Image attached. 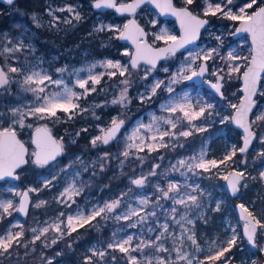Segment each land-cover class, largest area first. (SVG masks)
Listing matches in <instances>:
<instances>
[{
	"label": "snow or ice",
	"instance_id": "obj_1",
	"mask_svg": "<svg viewBox=\"0 0 264 264\" xmlns=\"http://www.w3.org/2000/svg\"><path fill=\"white\" fill-rule=\"evenodd\" d=\"M194 0H185V5L193 4ZM7 3L12 4L13 0H7ZM145 3L154 4L161 14H171L180 22L181 34L179 37L172 35L167 29H161L160 34L155 36L156 40H163L167 47L153 48L148 44L145 37L148 33L145 32L135 19L129 20L123 25V29L113 28L112 26L101 25L96 31H104L107 27L108 31H115L118 33L117 38L121 40H130L135 46V54L127 51L123 53L125 56H130L129 64H122L120 61L105 60L99 62V66L106 69L105 72L96 73L94 69L97 64L93 63L86 69L87 76L81 77L80 73L85 69H73L69 72L67 66L56 68L55 72L58 77L53 79L47 70L39 67L37 64L25 63L23 68L11 65L0 67V89L7 91L14 82L11 74H22V80L19 81L22 91L31 93L33 99L30 103L25 105H18L9 108L11 125L0 129V180L5 178L19 179L16 172L22 165L27 164L28 160L25 158L28 155V149L24 143L17 138L15 125L20 128L25 126L31 127V124L26 125L25 121L31 117L37 120H60L58 113L67 115V119H72L78 112L88 111L82 108L80 101L86 99L88 95L97 91V86L101 84L103 77L106 75L110 79L120 76L125 77L126 74L131 75V69H139L141 62L148 67L144 68V76L141 78L147 80L149 75L156 70L157 62L161 59H169L176 56L180 49L185 48L189 44H194L200 36L201 28L208 23L206 19H201L194 15L188 7L177 8L173 5L172 0H132L131 3H117V0H93V6L96 9L109 8L115 9L119 13H129L135 16L136 10ZM234 0H224L222 3H211L206 0V7L204 15L216 16L221 15L231 21H238L239 27L232 33L233 35L247 33L251 39V46L249 56L244 57L235 50L228 51L227 55H221L219 48H211L209 50H199L196 52H188L183 63H181L178 70L171 74L167 82L163 79H156L151 85L145 86V91L139 93L138 99L141 104L151 103L153 98L157 97L160 91H165L168 96L160 103L159 111L161 115L156 112L149 113L148 122L142 120L137 122L130 131L124 132V148L120 155L124 158L120 161L123 167L129 157L136 155V159L144 163L146 157L139 156L138 153L147 150L148 154L159 152L160 149L175 150L176 147H184L180 143V138L185 140L195 133H202L207 131V128L198 121H206L212 116V109L214 105L199 98H194L188 91L178 93L174 85L181 84L185 81H193L194 79H201L202 83L207 84L211 89H214L217 94L223 97L221 91L225 77L231 79L233 74L241 73V65L236 61H244V70L242 75L237 78L243 80L244 96L238 105L231 104L230 107L235 110V114L230 117H223L221 123L231 120L239 128L243 129V146L237 148L233 146L230 153H227L223 159H206L207 153L201 149L199 154H193L188 157L179 158L174 164L165 169L162 173H158L157 169L161 167L160 164H153L147 174H141L136 177H130V184L137 188H143L149 183L150 177L158 175L166 178L170 173H178L183 178V183L180 181L168 180L166 187L160 184L155 185V192L157 198L154 205L148 197H140L136 200L138 206H133L132 203L125 201L128 192H122L117 198L103 202L102 205H93L91 209L85 211L79 207L74 214L66 215L60 212L55 221L47 224L45 227L39 229L32 228L30 231L34 234L30 243L35 244L41 240V237H47V234L52 231L57 235L52 237L50 243L55 245L59 239L65 235L71 236L77 232L79 228L89 226L92 228L98 227L97 218L102 220L114 219L116 222H127L128 228H137L138 226L146 225L150 218L157 216L156 208H161V200L171 201L172 207L167 211L166 216H170L174 224L180 226V233L176 235L170 231L169 223L166 221L160 224L158 221V234L155 239L139 238L133 235H127L123 238H116L117 233H113V239L107 243L104 250L90 249L91 256L85 257V264H94L93 257H98L102 264H106L105 257L109 254L108 249L118 251L124 254V259L127 264H193L194 257L191 253L185 251L186 242H190L194 246L195 251L199 252V243L195 232V219L191 214L197 209H202L203 205L200 197L204 195V191L200 188L198 183H188L191 176H198L202 172H210L213 168H219L221 165L228 167V161H231L234 156L239 153H245L256 134L253 131V125L257 122H264V113L257 115L255 120H249V113L252 111L255 101L253 97L257 94V85L262 76H264V6H257L255 10L254 5H257V0H248L242 6H238V11H233L232 7ZM65 11V9H60ZM68 12L74 13V19L79 21L81 19L80 13L76 12L71 6L66 9ZM51 14V13H50ZM54 19H56L54 17ZM36 20V17H33ZM65 23L71 24V20H65ZM152 21V24H155ZM37 26L39 23L37 22ZM220 45H223V40L220 36L216 37ZM8 43H12L10 40ZM25 47L34 51L33 46L29 43L24 44L23 40L14 44L12 47H5L3 53L13 54L22 51ZM219 58L224 61L225 68H214L209 71L207 62ZM200 61V63H197ZM39 67V70L37 68ZM168 72L169 69L164 67L161 69ZM68 72L69 75L75 76V87L82 91H76L65 82L63 76ZM207 75L215 77V82L209 79H203ZM120 83L123 85L118 96L111 100L113 105H119L122 108H127L132 99L128 95L130 80L125 78ZM51 86H55L51 88ZM51 89V90H50ZM101 91L104 89L101 88ZM4 113H0V119L4 117ZM99 117H97L98 119ZM125 119L120 116L113 117L110 124L106 128L101 129V135L92 138V147L99 145H109L113 141H117L124 129ZM84 131H87L86 129ZM76 135H79L77 133ZM167 138V139H166ZM33 144L36 150L31 153L34 164L40 167L48 165L55 161L56 158L64 151L63 139H57L52 134L47 125L37 127L33 137ZM75 141H73L74 143ZM264 143V137L261 138ZM135 149V153H133ZM109 153L105 152L100 158L99 166L101 171L104 170L105 164L103 161L109 158ZM264 157V152L259 153ZM160 160L164 157L160 156ZM97 163V162H94ZM87 170V168H85ZM246 173L244 171H229L222 176V179L227 181L228 187L231 189L233 195L240 191L241 181L245 179ZM261 179H264V171L260 173ZM55 179V176H53ZM52 181L46 180L44 187L51 186ZM14 191L13 189H8ZM40 189L30 188L28 191L20 193L15 192V195L20 196V200L14 203L13 200H0V220L6 216H11L13 212L27 215L29 207V192H39ZM83 191V185L76 186L75 181L69 184L60 196L57 202L71 208L76 201L74 197L79 196ZM46 204V201H38L33 206L40 208ZM152 205V210L149 211V206ZM179 206V207H178ZM180 208L184 211L181 213ZM241 219L244 221L243 232L247 238L248 243L253 247H257L258 232L264 234V221L258 219L252 211H250L244 204H240ZM122 209V210H121ZM220 210L219 204L216 211ZM179 215V219H177ZM135 218V219H134ZM196 218H203L196 213ZM191 227H188V226ZM13 228L20 229L13 231ZM118 232L123 229H118ZM156 228L147 227V232L152 233ZM25 232L23 224L16 223L9 227L3 235H0V257H10L12 250L17 246L28 247L23 243ZM168 240L172 241V247H166ZM238 235L236 230L232 229V235L222 244L217 246L216 242H212V246L208 249L209 254L205 256L204 260H198L197 264H216V262L223 261V264H230V260L226 259V254L229 253L234 246L237 245ZM45 247L49 244L45 243ZM71 245H69L70 247ZM215 249V251H213ZM264 252V247L259 249ZM138 253L139 255H134ZM175 253V258L172 254ZM166 254V255H161ZM59 255V253H57ZM115 261L116 257L113 256ZM47 264H52V260H48ZM252 264H256L252 261Z\"/></svg>",
	"mask_w": 264,
	"mask_h": 264
},
{
	"label": "rangeland",
	"instance_id": "obj_2",
	"mask_svg": "<svg viewBox=\"0 0 264 264\" xmlns=\"http://www.w3.org/2000/svg\"><path fill=\"white\" fill-rule=\"evenodd\" d=\"M120 2H126L128 0H118ZM182 5H185V0H178ZM209 2L222 3L224 0H209ZM248 0H234V4L229 6L232 7L233 11H238V6H242L244 3H247ZM46 10L45 15L43 14H34L33 17H36V20H33V26H29L26 24H21V30L16 34H11L9 30L3 31L1 34V44L0 51L3 53V49L5 47H12L14 44L19 43L23 40L24 44H31L33 46L34 51L25 47L22 51L16 52L13 54L3 53L4 58L0 59V67L5 65H11L15 67L23 68L25 63L29 64H37L39 62V67L44 68L53 76V79L58 77V73L55 72L56 68H61L67 66L69 72L73 69H85L80 73L81 77L87 76V67L93 63L97 64V67L94 69V72L100 73L105 72L106 69L99 66V62L105 60H113L120 61L122 64H129L130 56H125L123 53L125 51L132 54L133 48L132 46L125 44L122 48L118 56L112 55H101L98 56L92 50H83L76 48L77 46L72 45L68 46V48H59L46 51L42 50L39 46V42L37 41V35L39 33L38 28H47L48 30L60 29L61 24L65 23V20L74 19V13L68 12L66 9L71 6L76 12L80 13L81 18L83 17V8L84 4L81 0H46ZM90 2L87 5H91ZM264 4V0H257V5H254L253 9H249L251 12L256 9L257 6H261ZM92 6V5H91ZM191 7L196 13L200 15H204V9L206 7V0H194L193 4L187 5ZM60 9H65V11H61ZM95 10V9H94ZM94 10H88L89 14H93L94 18L92 20V31L90 34H98L99 31H96L101 25L104 26H112L113 28L123 29V25L126 21L125 15H117L113 10L102 11L103 13H94ZM113 11V12H112ZM51 13V14H50ZM135 16L142 22L149 31V38L152 42L161 44L165 43L163 40H156L155 36L160 34L161 29H167L172 35L179 36L180 31L176 22L172 19H165L160 16V14L156 11L155 8L145 5L140 7ZM211 18L210 24L204 28L202 32L201 40L176 54L175 57L162 60L159 65L156 67V70L153 71L147 80L141 79L144 76V68L148 67L147 65L141 64L139 69H131L129 65V71L131 75L126 74L125 77H114L119 78L117 84H113V87L106 93L108 98L112 100L114 97L118 96L119 92L123 85L120 83L123 79L127 78L130 80V86L128 89L129 97L135 101H137V106L141 110L140 114L134 118L129 124H126L124 129L121 130V134L119 139L123 141L124 148V132L130 131V129L141 120L145 123L148 122L149 113L156 112L157 115H161L162 113L159 111V105L162 103L168 96L165 91H160L158 96L153 98L151 103L141 104L138 99L139 93L145 91L146 85H151L152 82L156 79H163L167 82L168 78L171 74L175 73L180 67L181 63L184 62L185 57L188 52H196L201 49L209 50L211 48H219L221 55L226 56L228 51L235 50L241 56L247 57L249 56L251 42L249 40V36L247 34L235 37L232 33L235 31L238 21H231L226 18H223L221 15L217 14L216 16L208 15ZM54 17L56 19H54ZM152 21H155V24H152ZM37 22L39 26H37ZM104 31H108L107 27ZM114 36H118V33L112 31ZM112 34H108L107 39L111 37ZM220 36L223 40V45H220V42L217 41L216 37ZM12 43H8V41ZM90 41H95V38L90 39ZM89 41V42H90ZM63 55L64 57H61ZM200 63V61H197ZM241 65V70H244V61H236ZM209 71L214 68H225L224 61H221L218 57L214 60H210L207 62ZM39 67L37 70H39ZM167 67L169 69L168 72H164L161 69ZM233 74L231 79L225 77V80L222 82V92L223 97L216 94L214 90L208 87L205 83L197 84L195 81H185L181 84L174 85L178 93L183 91H188L192 97L199 98L214 105L212 111V116L209 117L206 121H198L197 123L203 124L207 128V131L202 133H195L190 137V145L187 146L184 143H187L188 140L184 138H180V143L184 144V147H176L177 150H166L165 153H175L173 155L163 156L164 159L157 161L156 164H160L161 167L157 169L158 173H162L165 169L170 167V164H174L177 159L188 157L193 154H199L201 149H203L207 155L206 159H216L221 160L223 157L230 153L233 146L237 148L241 147L242 144V133L232 125L231 120H227L221 123L223 117H230L234 111L233 108L230 107L231 104H236L240 102L242 98V91L240 90L241 79L237 78L242 74ZM14 82L11 84L10 88L5 91L0 89V113H4V117L0 119V129L12 126L11 119L9 114V108L16 107L18 105L22 106L28 104L32 101L33 96L31 93H27L22 91L19 81L22 80V74H11ZM107 77V78H106ZM66 83L69 84L70 87H73L76 91H82L79 88L75 87V76L69 75L66 72L63 76ZM113 78H109L108 76H104L101 83L105 81V83L100 86H97V91L91 93L87 96L86 99H82L79 103L82 108L90 109L96 106H100L105 103L106 107L110 102H106V100L96 101L95 99L101 95V88L106 90L109 87L110 81ZM205 79H209L215 82V77L211 75H206ZM55 86H51L54 88ZM51 90V89H50ZM104 94V95H106ZM257 105L256 109L252 114L251 121L255 120L257 115L264 113V76L262 77V82L260 84V89L258 91L257 97ZM262 101V102H261ZM134 102V101H133ZM112 104V103H111ZM110 104V105H111ZM82 113V112H78ZM77 113V114H78ZM60 116V120L56 121L53 119L49 120H37L35 118L29 117L25 124H31V127L25 126L24 128H20L19 125H15V129L21 134V136L26 140V142L31 146L30 153L34 151V148L31 144V135L32 131L41 124L47 125L52 131L55 130V127L62 121L65 120L63 117H67L64 113H58ZM120 116L118 114H114L104 118L103 122H100L95 125L97 132L93 134V137L97 135H101V129L106 128L113 117ZM121 118L124 117L121 115ZM262 124V127H261ZM259 126L261 128H259ZM253 129L257 132L258 136L253 143L252 148L248 152L241 153L242 156L237 155L233 157L231 161H228V167L221 165L218 169L213 168L210 172H202L198 176H189L188 183H198L200 188L204 191V195L200 197L202 202V209H197L195 212L191 214L192 218L195 219V232L197 236V242L202 249L199 252L195 251L194 246H191L190 242H186L185 251L191 253L194 257L193 264H197L198 260H204L205 256L209 254L208 249L212 246V242L215 241L217 246L222 244L232 235V229L236 230L238 235L237 245L232 248V250L226 254V259L230 260V264H252V261H255L256 264H264V252H261L259 249L264 247V234L258 232L257 235V247L253 248L247 241V239L243 235V225L244 221L239 217L236 210V202L232 201L229 196V192L225 187L226 181L222 179V176L227 174L229 171L238 170L244 171L246 173L245 179L241 181V193L240 200L250 211L256 215L258 219L264 221V179H261L260 173L264 171V157H261L259 153L264 152V143L261 142V138L264 137V122H257L253 125ZM260 130L259 132L257 131ZM239 131V134L238 132ZM71 137H74L78 132H74V130L68 131ZM74 133V134H73ZM240 136V140H237V136ZM77 136V135H76ZM59 139L62 136H58ZM92 137V138H93ZM63 139V138H62ZM118 139V140H119ZM167 139V138H166ZM64 144V141H63ZM193 144H195L193 146ZM193 147V148H192ZM65 150V149H64ZM180 152L178 153L177 151ZM135 153V149L132 150ZM145 151H147L145 149ZM139 154V153H138ZM165 155V154H164ZM248 155V157H247ZM238 156V157H237ZM84 166V158H82L81 154H76L72 156L66 162H61L59 159L52 162L49 165H45L43 171L37 172V177L35 182H27L26 180H22L23 175H30V168L21 169L19 179L12 180L7 179L0 182V200H13L14 203L19 202L20 196L15 195V192H20L27 188H36L40 189L39 192H31L33 197L32 207L33 209H37L35 212V216L33 217V222L29 221V225H27L26 218L21 217L20 213L13 212L11 216H6L3 220H0V223L9 218L8 224L5 228L0 232V235H3L5 231L11 227L13 224L20 223L24 226V241L28 246L30 245V241L33 238V233L30 231L32 228H41L47 226V224L52 223L56 220L60 212L65 213V217L61 219H66V215L74 214L77 208L83 209L85 211L91 209L93 205H102L103 202L117 198L122 192H126V189H122V192L117 196H109L107 195H99L92 194L94 188V182L91 178L85 177L83 174L85 168ZM40 169V166H38ZM148 173V172H147ZM55 176V179H53ZM46 180H51L52 184L49 187H44V183ZM180 181L183 183V178L179 176L178 173H170L166 178L158 175L156 177H150L149 183L143 188H135L136 191L129 193L128 196L125 197V201L132 203L133 206H138L136 204V200L140 197H148L152 205H154L155 200L157 198V194L155 192V185L160 184L163 187H166L167 181ZM75 181L76 186L80 187L83 185V191L79 196L74 197L76 203L72 204L71 208L65 207V205L58 203L57 198L60 196V193L64 191V189L71 183ZM8 189H13L14 191H9ZM253 192V198L247 195ZM245 195V198H242ZM232 197V196H231ZM81 198V199H80ZM46 201V204L40 208H35L33 205L38 201ZM238 202V201H237ZM219 204L220 210L216 211V207ZM152 205L149 206L148 210H152ZM161 208H156L157 216L154 218H150L148 223L143 226H138L137 228H128L126 226L127 222L120 221L116 222L114 219L105 220L104 225L109 226L110 235L105 238V240H96L92 242L88 248L87 253H85V257L91 256L90 249L96 248L97 250H104L107 247V243L111 242L113 239V233H117L116 238H123L127 235H133L135 238L134 243L138 242L139 238L144 239H155V236L159 232V228H157V221L160 224L164 222H168L170 226V231L174 232L176 235L180 233V226L174 224L170 216H166L167 211L172 207L171 201L161 200ZM179 207V206H178ZM59 210H58V209ZM58 210L57 212H52L53 210ZM122 210V209H121ZM184 211L183 208H180V212ZM199 213L201 218H196V213ZM220 213H223V216H219ZM217 216V218H216ZM99 218V217H98ZM179 219V215L176 217ZM135 219V218H134ZM213 220L212 223L214 228L211 232H207L203 228V223H207V221ZM47 222V224L45 223ZM156 228V231L152 233L147 232V227ZM188 226V225H186ZM191 227V226H188ZM203 228V229H202ZM118 229H123V231L118 232ZM13 231H19L18 228H13ZM29 233V236L27 235ZM57 234L50 231L47 234V237H41L42 244L48 243L52 237ZM34 245V244H33ZM32 246V244H31ZM166 247H172V241L168 240L166 243ZM108 255L105 257L106 264H127L124 259V254L119 253L118 251H112L108 249ZM215 251V249H213ZM13 252H17V249L13 250L11 255H14ZM134 255H139L138 253H134ZM166 255V254H161ZM115 256L116 260L113 261L112 257ZM173 258H175V253L172 254ZM0 260H3L7 257H0ZM52 257L50 256L49 259ZM94 264H102L98 257H93ZM216 264H223V261L216 262Z\"/></svg>",
	"mask_w": 264,
	"mask_h": 264
},
{
	"label": "trees",
	"instance_id": "obj_3",
	"mask_svg": "<svg viewBox=\"0 0 264 264\" xmlns=\"http://www.w3.org/2000/svg\"><path fill=\"white\" fill-rule=\"evenodd\" d=\"M84 4L83 8V17L76 21L71 19V24H61L60 29L48 30L47 28H38L39 33L37 35V41L42 50L49 51L59 48H68V46L75 45L78 49L83 50H93L94 53L98 56L101 55H112L118 56L122 48L125 46L124 43L120 42L117 36L112 34V31H99L98 34H90L92 31V20L94 18L93 14H89L88 10H94V7L87 5L93 0H81ZM46 0H17L14 4L6 5L0 2V44H1V34L3 31L9 30L11 34H16L21 30V24H26L33 26V15L34 14H43L45 15L46 10ZM179 4L181 2H178ZM113 12V11H112ZM94 13H103L102 11L94 10ZM108 34H112L109 39H107ZM95 38V41H90V39ZM90 41V42H89ZM61 57H64L61 55ZM4 58V54L0 51V59ZM107 78V77H106ZM119 78H113L110 81L109 87L106 90L100 91L102 94L99 95L95 100H106L110 102L111 98H108L106 94L110 88L113 87V84H117ZM105 83L103 81L100 86ZM106 94V95H104ZM134 101V102H133ZM131 104L125 109L119 105L108 104L107 107L105 103L100 106L88 109V111L76 114L72 119L65 118L64 121L60 122L56 127L54 132L58 136H62L64 141V153L59 159L61 162H66L75 156L76 154H81L84 158V166L87 167V170L83 172L85 177L91 178L94 182V188L92 194L96 196H103L109 194V196L117 197L122 189H126L128 192L131 188V192H135L137 188L135 185L130 184V177H136L141 174H147L150 171L151 166L156 164L157 161H160V155L168 156L175 153H165L168 149H160L159 152H153L148 154L147 151L140 152L138 155L146 157L143 164L136 159V155L129 157L125 161L123 167L120 165V161L124 158L120 155L122 152L123 141L119 139L113 141L109 145H99L98 147H92L91 140L93 134L97 132L95 125L103 122L105 117L118 114L122 115L126 120V124H129L134 118H136L141 110L137 106V101L133 100ZM0 102V107H1ZM97 117H99L97 119ZM262 127V124H261ZM87 131H84V130ZM69 130H74L78 132L79 135L71 137L68 134ZM239 134V131H237ZM74 134V133H73ZM187 143L185 145L189 146L191 141L190 137L187 138ZM237 140H240V136H237ZM73 141H75L73 143ZM189 144V145H188ZM195 144H193L194 146ZM29 146L30 143H29ZM193 148V147H192ZM176 148L175 150H177ZM105 152H108L109 158L103 163L105 168L101 171L99 166L100 158ZM178 153L180 152L177 151ZM250 152H248L249 155ZM165 154V155H164ZM247 155V157H248ZM238 156H242L241 153H238ZM237 156V157H238ZM32 155L29 154V163L25 168H30V175H23L22 180L27 182H35L37 177V172L43 171L45 167H40L32 162ZM97 162V163H94ZM24 168V169H25ZM22 169V170H24ZM97 192L99 195H97ZM253 192L247 195L250 198H253ZM36 196L33 195L32 198ZM240 195L238 197L229 198L232 201H239ZM242 198H245L243 195ZM81 199V198H80ZM58 209V208H57ZM53 210L52 212H57L58 210ZM37 209H31L28 215L25 217L27 225L29 221L33 222V217ZM220 217L223 216V213H220ZM217 218V216H216ZM213 220L203 223V228L207 232H211L214 228ZM9 218L0 223V232L8 224ZM98 222L97 228H92L85 226L84 228H79L77 232L73 233L71 236L65 235L62 239L58 240V243L55 245L50 244L48 247H45L42 244L41 240L37 241L34 245H30L25 248L22 245L14 248L17 249V252H13L14 255L0 260V264H47L49 257L52 258V264H85V253H87L88 246L96 240H105L106 237L110 235V228L103 223L106 222L100 218H97ZM202 228V229H203ZM29 236V233L27 232ZM24 241V238H23ZM32 244V246H31ZM69 245H71L69 247ZM13 251V250H12ZM59 253V255H57ZM1 259V258H0Z\"/></svg>",
	"mask_w": 264,
	"mask_h": 264
},
{
	"label": "water",
	"instance_id": "obj_4",
	"mask_svg": "<svg viewBox=\"0 0 264 264\" xmlns=\"http://www.w3.org/2000/svg\"><path fill=\"white\" fill-rule=\"evenodd\" d=\"M16 1H17V0H13V3H12V4H14ZM0 2L4 3V4H6V5H11V4L7 3V0H0ZM131 2H132V0H128V1H126V2H120V1L117 0V3H118V4H120V3H131ZM172 3H173V5H174L175 7H177V8L188 7L189 10L192 11L194 15L199 16V18H201V19H206V20L208 21V23L204 26V28L207 27V26L209 25V17H208V16L200 15V14L196 13L191 7H189V6H187V5H178V4H176V1H175V0H172ZM91 4H92V6H93V1H92ZM145 5H148V6H151V7L155 8L156 11L160 14L161 17H163V18H165V19H172V20H174V21L176 22V25L178 26L179 31H180V34H181L180 22L177 20V18H176L175 16H173V15H171V14H161L160 10L157 9V8L155 7V5H154V4H151V3H145V4L141 5V7H142V6H145ZM261 6H264V4L261 5ZM93 7H94V6H93ZM94 9H96V8L94 7ZM138 9H139V8H138ZM138 9H137V10H138ZM96 10H98V11L113 10L117 15H125V16L127 17L125 23H127V22H128L129 20H131V19H135V20L137 21V23H138L142 28H144L145 32L148 33V35L145 37V39H146V41H147L148 44L152 45L153 48H165V47H167V44H165V43L157 44V43L152 42V41L150 40V38H149V31H148V29L146 28V26H145L142 22H140V20H139L136 16H133V15H131V14H129V13H119V12H116L115 9H109V8H101V9H96ZM137 10H136V12H137ZM135 14H136V13H135ZM237 27H239V23H238ZM237 27H236V28H237ZM204 28H201V30H200V36H199V38L195 41L194 44H189V45H187L185 48L180 49V51H178L177 53H179V52H181V51H184L185 49H187V48H189V47H191V46L197 44V43L201 40L202 32H203ZM244 34H247V33L237 34V35H234V36H235V37H239V36H242V35H244ZM179 36H180V35H179ZM179 36H177V37H179ZM118 40H119L120 42L124 43V44H128V45L132 46V48H133L132 54H135L136 46H135L130 40H121V39H118ZM249 40H250V42H251L250 37H249ZM177 53H176V54H177ZM162 60H164V59H161V60H159V61L157 62V66L159 65V63H160ZM141 64H143V62H141ZM206 75H207V74H206ZM241 75H242V74H241ZM203 79H205V78H203ZM261 80H262V79H261ZM261 80H260L259 84L257 85V92H258V90H259V88H260ZM193 81H195L197 84H201V83H202V82H201V79H194ZM213 82H214V81H213ZM241 82H242V83H241V86H240V90L242 91V89H243V80H242V79H241ZM206 85H207V84H206ZM207 86H208V85H207ZM208 87H209V86H208ZM212 90H214V89H212ZM214 91H215V90H214ZM221 91H222V90H221ZM216 94H217V93H216ZM217 95H219V94H217ZM256 95H257V94H256ZM256 95L253 97V100L255 101V104H254V106H253V109H252V111L248 114V115H249V120H250V121H251V119H252V114H253V112H254V110H255V107H256ZM219 96H220V95H219ZM243 96H244V93H243V91H242V98H243ZM242 98H241V99H242ZM239 103H240V102H239ZM239 103H238V104H239ZM234 114H235V110L233 111L232 115H234ZM44 125H45V124H41V125H39L38 127H41V126H44ZM232 125H233L234 127H236V128L242 133V144H241V147H242V146H243V135H244V133H243V129L239 128V127H238L235 123H233V122H232ZM36 128H37V127H36ZM36 128H35V129H36ZM48 128H49V127H48ZM35 129L32 131V135H31V144H32V146H33V148H34V151L36 150V148H35V145L33 144L32 141H33V137H34V135H35ZM49 129H50V128H49ZM50 131H51V134H52L55 138L59 139L58 135H57L54 131H52L51 129H50ZM253 131H254V129H253ZM16 132H17V138H18L19 140H21V141L24 143L25 147L28 149V155H26L25 158L28 160V163H29V153H30V147H29V144L26 142V140L21 136V134H20L17 130H16ZM254 132H255V131H254ZM255 134H256V132H255ZM255 138H256V136H255ZM255 138L252 140V143L249 145V148H248V150H247L246 152H248V151L252 148ZM34 151H33V152H34ZM246 152H245V153H246ZM63 153H64V151H63ZM63 153H62L61 155H59V156L56 158V160L60 159V158L62 157ZM243 154H244V153H243ZM32 160H34V157H32ZM56 160H55V161H56ZM52 162H54V161H52ZM52 162H50L49 164H51ZM28 163L22 165L20 168H18V169L16 170L18 176L20 175V171H21V169H23L25 166H27ZM49 164H48V165H49ZM237 171H238V170H237ZM7 179L17 180V179H13V178H5L4 180H7ZM4 180H0V182H1V181H4ZM225 187H226L227 191L229 192V194H230L232 197H238V196L240 195V193H241V186H240V191H239L236 195H233V194H232L231 189L228 187L227 181H226V183H225ZM26 191H28L27 188H25V189L22 191V193H23V192H26ZM20 198H21V197H20ZM19 200H20V199H19ZM29 201H30V203H29V207H28V213H29V211H30V209H31L32 201H33V199H32V193H31V192H29ZM240 204H243V203H242L241 201L236 202V210H237V213H238L239 217L241 218V209L239 208V205H240ZM245 207H246V206H245ZM28 213H27V215H28ZM20 215H21V217H26V216H27V215H24V214H22V213H20ZM243 235H244V232H243ZM244 237H245V236H244ZM245 238H246V237H245ZM246 239H247V238H246Z\"/></svg>",
	"mask_w": 264,
	"mask_h": 264
},
{
	"label": "flooded vegetation",
	"instance_id": "obj_5",
	"mask_svg": "<svg viewBox=\"0 0 264 264\" xmlns=\"http://www.w3.org/2000/svg\"><path fill=\"white\" fill-rule=\"evenodd\" d=\"M176 1V4H178V5H182L181 3L179 4L178 2V0H175ZM263 5V4H262ZM209 17V16H208ZM210 22H211V18L209 17V24H210ZM239 23V22H238ZM245 35V34H244ZM248 35V34H247ZM263 77V76H262ZM261 82H262V80H261ZM260 89V88H259ZM259 91V90H258ZM257 94H258V92H257ZM256 97H257V95H256ZM262 102V101H261ZM256 105H257V100H256ZM255 109H256V107H255ZM259 128H261L260 126H259ZM255 131V130H254ZM257 131L259 132L260 130H258L257 129ZM256 132V131H255ZM258 136V134H257V132H256V137ZM255 140H256V138H255ZM254 140V141H255ZM33 199V198H32ZM33 202V201H32Z\"/></svg>",
	"mask_w": 264,
	"mask_h": 264
}]
</instances>
